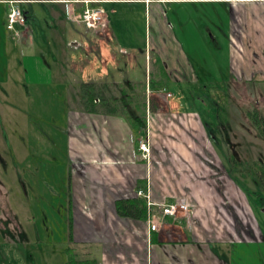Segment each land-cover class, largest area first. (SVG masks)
I'll list each match as a JSON object with an SVG mask.
<instances>
[{
    "label": "crops",
    "instance_id": "obj_1",
    "mask_svg": "<svg viewBox=\"0 0 264 264\" xmlns=\"http://www.w3.org/2000/svg\"><path fill=\"white\" fill-rule=\"evenodd\" d=\"M66 1L0 0V64H27V53L45 45L53 64L63 67L71 63L72 49L83 50L79 64L108 92L121 85L146 88L147 126L137 140L148 139L151 150L149 160L137 154L136 134L127 120L135 109L132 103L114 116L88 113L83 102L68 108L67 129L57 127L58 137L50 136L45 146L53 149L57 143L67 154L51 192L70 217L69 246H78L96 264H231L229 252L221 247L263 241L246 196L215 150L198 109V104L207 103L191 94L205 81L192 73L197 68L190 64H213L208 53L214 52L216 64H226L228 70L223 82L211 83L233 82L253 91L254 86L264 87V0H88L108 11L107 27L100 32L86 27L80 42L69 32L71 25L80 24L67 18ZM12 2L26 17L24 26L16 27L19 38L7 28ZM172 10L175 14L168 18ZM137 18H142L145 33L143 24L132 28ZM143 36L144 41L137 40ZM140 52L147 80L133 68L132 74L125 66L117 71V64H135ZM110 66L113 79L108 82L104 76L111 73ZM161 66L170 75L169 84L186 91L194 109L175 100L168 86L151 88L150 80ZM16 67L21 73L22 66ZM185 71L188 75L182 77ZM212 74L203 79L212 80ZM159 98L163 104L154 101ZM134 197L156 204L184 200L190 211L165 218L160 230L152 232L149 215L147 220L118 215L116 202Z\"/></svg>",
    "mask_w": 264,
    "mask_h": 264
},
{
    "label": "rangeland",
    "instance_id": "obj_2",
    "mask_svg": "<svg viewBox=\"0 0 264 264\" xmlns=\"http://www.w3.org/2000/svg\"><path fill=\"white\" fill-rule=\"evenodd\" d=\"M37 8L39 11L42 9L41 6ZM173 13L172 10L168 18H172ZM141 24L142 18H137L132 22V28L137 25L135 28L139 29ZM85 28L82 24L71 25V37L77 42L82 41L81 35ZM142 28L145 33L144 24ZM141 39L144 41V36L137 38ZM180 39L184 40L183 37ZM218 48L215 45L214 49ZM37 51L27 53L30 59L27 64H0V264H67L69 260L70 217L64 214V207L60 203L62 200H58L51 192L61 178L67 154L57 143L53 149L45 145L53 134L58 137L57 127L61 131L67 129L68 108L74 110L82 103L81 84L94 83L96 77L91 76L83 64H79L78 59L83 57V50L72 49L71 54L68 52L71 63L63 67L62 64H53L45 45ZM208 54V61L213 64H190L197 68L194 71L192 68V73L205 81L204 84L223 82L226 79L223 72L228 70L226 64H216L214 57L217 54ZM134 62L117 64V71L125 66L132 74L133 68L137 76L143 74L144 79L145 55L140 52ZM16 66H22L21 73ZM109 70L111 73L104 76L108 82L113 79L111 66ZM211 74L212 80L203 79L205 76L209 78ZM187 75L185 71L182 77ZM129 78L126 74L125 79ZM166 87L175 95V100L182 99V103L188 107L194 106L187 98L186 91L182 92L180 87L169 83L161 86V89ZM253 89L233 85L229 99L221 103L215 100V109L208 103L207 107L197 105L207 121L215 150L223 156L227 171L240 185L263 233V241L232 243L228 247H221L229 252L231 264H264V185L258 180L256 171V167L264 171V139L246 113L258 111L264 115V87L254 86ZM259 91H262V96ZM107 95L131 101L137 110L136 114L146 112L145 89L141 84H135L133 88L121 85L111 89ZM194 95L203 99V96L210 94L194 92ZM160 100L154 101L163 104ZM209 110L212 111L211 115ZM59 139L62 138L55 140ZM52 157L56 158L55 163ZM75 248L78 259L87 258L81 248Z\"/></svg>",
    "mask_w": 264,
    "mask_h": 264
},
{
    "label": "trees",
    "instance_id": "obj_3",
    "mask_svg": "<svg viewBox=\"0 0 264 264\" xmlns=\"http://www.w3.org/2000/svg\"><path fill=\"white\" fill-rule=\"evenodd\" d=\"M160 73L153 77L150 80V85L152 89H155L158 86H163L164 84H168L170 81V75L164 68V66L160 67ZM233 83V82H231ZM229 84H215L209 83L205 85H201L197 89L192 90L191 94L194 92L205 94H210L209 96H203L204 102L208 103L212 108H216L215 100L218 102L226 101L229 96V91L233 87V85ZM144 88V87H143ZM146 89V88H144ZM108 87L106 85H99L96 83H82L81 84V98L83 102V107L86 112L92 114H104V115H119L121 112L124 113L127 107L131 105V102L127 100H119L118 98H111L107 95ZM146 107V101H144V109ZM151 111L155 109L153 104L151 103L150 107ZM137 111L130 112L131 115L127 117L128 122L130 123L133 132L136 134V148L138 156L141 154L139 150V141L137 140V135L142 133L147 126L146 114H136ZM247 117L251 121V124L256 129V131L261 135L264 139V115L259 114L258 111H248ZM234 154L237 155L236 152ZM233 156V153H232ZM234 160V158H232ZM258 180L262 182L264 185V171L256 167ZM236 173V172H235ZM247 173V172H246ZM252 175V174H250ZM255 176V174H254ZM71 209V208H70ZM116 210L120 217L130 218L134 220H147L149 215V207L148 201L146 198L142 197H134L127 199H120L116 202ZM72 231H70V239H72ZM68 257L69 260L67 264H96V261L93 259H78L79 254L76 253L75 247H68Z\"/></svg>",
    "mask_w": 264,
    "mask_h": 264
},
{
    "label": "built area",
    "instance_id": "obj_4",
    "mask_svg": "<svg viewBox=\"0 0 264 264\" xmlns=\"http://www.w3.org/2000/svg\"><path fill=\"white\" fill-rule=\"evenodd\" d=\"M8 13V30L13 32L17 38L19 34L16 32L17 26L23 27L26 22L25 14L22 10L11 3ZM76 5L80 6L76 9ZM65 9L67 18L76 24L85 25L89 30L100 32L107 27L108 11L102 6V4H93L88 0H69L65 2ZM18 44L22 41L18 39ZM168 98L172 97L171 94L167 95ZM140 156L143 160H149L150 156V143L149 140L139 141ZM139 196H143V192L138 193ZM149 211L150 208L156 207L157 213L149 212L150 216V229L152 232H158L160 227L164 224L165 218H177L182 215H187L190 211L189 205L184 201L180 200L170 204H156L148 203Z\"/></svg>",
    "mask_w": 264,
    "mask_h": 264
}]
</instances>
